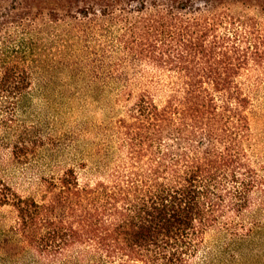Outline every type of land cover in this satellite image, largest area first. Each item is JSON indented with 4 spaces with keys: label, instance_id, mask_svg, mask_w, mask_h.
Returning <instances> with one entry per match:
<instances>
[{
    "label": "trees",
    "instance_id": "1",
    "mask_svg": "<svg viewBox=\"0 0 264 264\" xmlns=\"http://www.w3.org/2000/svg\"><path fill=\"white\" fill-rule=\"evenodd\" d=\"M44 59L111 92L92 166L36 167L44 138L20 108ZM263 85L264 0H0L11 241L35 264L236 263L264 233Z\"/></svg>",
    "mask_w": 264,
    "mask_h": 264
},
{
    "label": "rangeland",
    "instance_id": "2",
    "mask_svg": "<svg viewBox=\"0 0 264 264\" xmlns=\"http://www.w3.org/2000/svg\"><path fill=\"white\" fill-rule=\"evenodd\" d=\"M34 87L20 108V119L33 125L44 138L36 167L46 174L62 166H80L97 161L98 129L112 116L113 99L92 74L80 67L68 68L50 60L34 65ZM254 129L257 138L256 161L264 173V85L253 90ZM22 178L18 172L16 182ZM13 214L0 211V264H35L34 255L23 244L12 242ZM11 241V242H8ZM236 263L264 264V233L238 248Z\"/></svg>",
    "mask_w": 264,
    "mask_h": 264
}]
</instances>
